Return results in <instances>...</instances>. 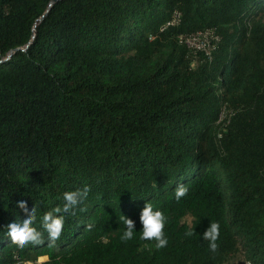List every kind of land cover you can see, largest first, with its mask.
I'll return each mask as SVG.
<instances>
[{"label":"trees","instance_id":"1","mask_svg":"<svg viewBox=\"0 0 264 264\" xmlns=\"http://www.w3.org/2000/svg\"><path fill=\"white\" fill-rule=\"evenodd\" d=\"M174 10L180 23L161 30ZM204 28L218 35L210 58L177 38ZM85 185L55 246L46 232L11 243L7 225L26 218L17 201L43 231V214ZM146 202L168 218L160 250L140 239ZM239 252L264 264V0H0V264H223Z\"/></svg>","mask_w":264,"mask_h":264},{"label":"clouds","instance_id":"2","mask_svg":"<svg viewBox=\"0 0 264 264\" xmlns=\"http://www.w3.org/2000/svg\"><path fill=\"white\" fill-rule=\"evenodd\" d=\"M89 191L90 187L87 185L82 189L65 191L63 193V206L54 207L43 214L40 221L43 231L34 226L37 220L36 209H29L25 200L17 201V207L23 211L26 218L7 225V235L11 243L15 244L19 249H23L28 245H41L45 242L44 233L46 232L48 246H55L56 241L59 240L63 232L65 222L63 214L75 215V210L87 199ZM187 194L188 188L183 183L178 184L175 189V198L180 200ZM139 218L143 226L140 239L155 241V248L157 250L167 247L168 238L165 235L164 228L168 218L163 211L154 209L151 203L146 202L140 212ZM120 219L126 226L120 236L121 241L127 242L132 240L135 232V222L125 215L121 216ZM86 227L88 230H91L94 225L90 223ZM193 234L194 229L190 227L185 236L190 237ZM202 236L203 240L208 241L210 251L215 253L219 247L217 243L220 236L219 222H210ZM43 260L47 261V264H51L50 257H44Z\"/></svg>","mask_w":264,"mask_h":264},{"label":"built area","instance_id":"3","mask_svg":"<svg viewBox=\"0 0 264 264\" xmlns=\"http://www.w3.org/2000/svg\"><path fill=\"white\" fill-rule=\"evenodd\" d=\"M181 21V13L178 10H174L166 21V23L161 27V30L166 29L169 26H177ZM177 38L181 44L186 46L191 52L192 56L197 53H201L204 56L210 58L211 53L215 48L218 41V35L213 28L199 29L193 32H180ZM226 116V110L220 113L218 121H222ZM220 136V134H218ZM41 261L37 258L35 262L32 261H15L12 264H40ZM247 264H251L247 260Z\"/></svg>","mask_w":264,"mask_h":264},{"label":"rangeland","instance_id":"4","mask_svg":"<svg viewBox=\"0 0 264 264\" xmlns=\"http://www.w3.org/2000/svg\"><path fill=\"white\" fill-rule=\"evenodd\" d=\"M189 220H190V217H187L188 222ZM41 259L43 260V257ZM246 262H247V259L244 257L242 253L239 252L235 256H233L231 259L224 262L223 264H247Z\"/></svg>","mask_w":264,"mask_h":264},{"label":"bare ground","instance_id":"5","mask_svg":"<svg viewBox=\"0 0 264 264\" xmlns=\"http://www.w3.org/2000/svg\"><path fill=\"white\" fill-rule=\"evenodd\" d=\"M41 258H42V257H39L38 259H39V260H42Z\"/></svg>","mask_w":264,"mask_h":264},{"label":"water","instance_id":"6","mask_svg":"<svg viewBox=\"0 0 264 264\" xmlns=\"http://www.w3.org/2000/svg\"><path fill=\"white\" fill-rule=\"evenodd\" d=\"M53 1H56V0H53Z\"/></svg>","mask_w":264,"mask_h":264}]
</instances>
